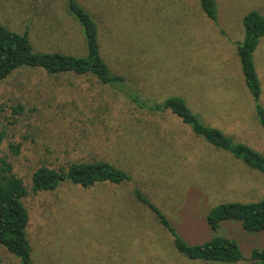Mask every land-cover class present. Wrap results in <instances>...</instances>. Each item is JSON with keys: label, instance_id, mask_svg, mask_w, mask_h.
<instances>
[{"label": "rangeland", "instance_id": "374dc122", "mask_svg": "<svg viewBox=\"0 0 264 264\" xmlns=\"http://www.w3.org/2000/svg\"><path fill=\"white\" fill-rule=\"evenodd\" d=\"M77 1L97 23L102 58L123 81L109 86L90 74L50 75L26 66L0 81V153L10 143L20 146L10 160L29 191L23 202L33 263L212 264L181 255L135 189L181 237L200 243L213 236L203 220L207 209L264 198V173L208 144L170 111L136 105L181 97L201 121L264 155V130L235 50L244 15H264V0H215L216 21L197 0ZM0 23L26 31L36 52L86 55L82 28L65 0H0ZM254 57L264 106V37ZM16 105L22 111L13 114ZM88 160L108 161L131 180L30 191L38 166ZM219 234L238 241L243 259L213 264H251V249L264 247V233H247L238 221H223ZM0 264L21 262L0 246Z\"/></svg>", "mask_w": 264, "mask_h": 264}, {"label": "trees", "instance_id": "16d2710c", "mask_svg": "<svg viewBox=\"0 0 264 264\" xmlns=\"http://www.w3.org/2000/svg\"><path fill=\"white\" fill-rule=\"evenodd\" d=\"M204 14L216 21L217 3L215 0H197ZM66 9L81 26L86 45L85 56H74L60 52L43 53L33 50L26 31L17 32L0 23V81L21 67L41 68L50 75L73 73L94 76L100 83L114 86L123 81L120 75L112 74L101 56L100 31L90 12L77 0H65ZM244 36L235 45L245 84L255 102V116L264 130V106L260 103L262 92L254 52L264 37V15L258 10H249L243 17ZM129 99L138 103L137 93H129ZM141 101V100H140ZM140 104V103H139ZM136 108L150 112H165L178 116L191 131L213 147L226 151L249 168L264 173V155L244 142H238L215 126L201 121L178 96H170L162 103H141ZM13 114L22 111L21 105L11 108ZM5 137L0 130V143ZM20 153L19 144H8L6 152L0 153V246L16 256L21 264H34L32 248L27 237L26 227L29 213L24 198L29 191L23 180L14 172L10 158ZM131 180L130 174L105 160L71 162L64 168L38 166L31 174L32 193L55 190L64 182L91 187L99 183L121 184ZM135 197L147 205L158 222L171 235L173 247L183 256L206 263H237L243 254L235 238L219 234L223 221H238L247 233H264V198L255 201H226L210 206L203 220L213 236L200 243H189L171 225L169 219L153 204L145 194L135 189ZM229 223H224L225 229ZM223 232V230H222ZM251 264H264V247H254L250 251Z\"/></svg>", "mask_w": 264, "mask_h": 264}, {"label": "crops", "instance_id": "0c3cea01", "mask_svg": "<svg viewBox=\"0 0 264 264\" xmlns=\"http://www.w3.org/2000/svg\"><path fill=\"white\" fill-rule=\"evenodd\" d=\"M99 184H101V183H99ZM113 184V183H112ZM28 226V225H27ZM26 229H27V227H26ZM26 232H27V230H26ZM32 253V252H31Z\"/></svg>", "mask_w": 264, "mask_h": 264}]
</instances>
